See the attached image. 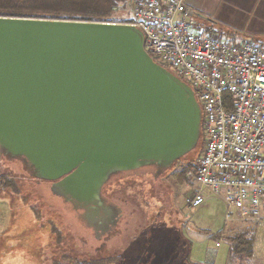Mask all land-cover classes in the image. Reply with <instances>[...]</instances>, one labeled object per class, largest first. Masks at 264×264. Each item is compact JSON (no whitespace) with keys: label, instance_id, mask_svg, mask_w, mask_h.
Returning <instances> with one entry per match:
<instances>
[{"label":"water","instance_id":"1","mask_svg":"<svg viewBox=\"0 0 264 264\" xmlns=\"http://www.w3.org/2000/svg\"><path fill=\"white\" fill-rule=\"evenodd\" d=\"M201 134L195 91L138 27L0 16V155L72 204H103L123 173L171 168Z\"/></svg>","mask_w":264,"mask_h":264},{"label":"rangeland","instance_id":"2","mask_svg":"<svg viewBox=\"0 0 264 264\" xmlns=\"http://www.w3.org/2000/svg\"><path fill=\"white\" fill-rule=\"evenodd\" d=\"M131 1L119 6L116 18L111 22L131 20ZM199 4L196 31L205 34L215 30L216 35L223 37L225 23L210 13L207 0H199ZM154 59L158 61L156 56ZM201 139L203 142V137ZM182 161L156 175L151 170L121 175L105 187L119 183L114 197H107L106 204L111 205L118 215L127 212L134 216L128 233L104 246V238L95 240L92 229L79 217L85 215L82 208H74L69 201L64 203L51 192L49 183L22 169L20 161L2 156L0 174L15 179L17 184L14 182L9 190L0 185V264H70L65 261L66 257H117L120 259L117 264H185L187 259L203 262L207 242L202 235L191 238L190 231L197 227L217 231L225 208L221 200L213 197L201 208L187 209L185 198L194 185L183 175L186 165ZM1 182L3 178L0 176ZM107 211L105 205L99 203L90 208L87 215H105ZM94 221L98 223L99 220L94 218ZM236 224H241V228L248 225ZM253 234L252 255L239 257L236 264H264L262 227L256 225ZM226 248L223 244L218 248L211 264L220 263Z\"/></svg>","mask_w":264,"mask_h":264},{"label":"built area","instance_id":"3","mask_svg":"<svg viewBox=\"0 0 264 264\" xmlns=\"http://www.w3.org/2000/svg\"><path fill=\"white\" fill-rule=\"evenodd\" d=\"M131 3L125 23L143 32L145 50L193 88L202 109L204 145L186 172L194 188L185 206L215 197L225 208L222 228L242 222L264 231V47L196 31L185 0ZM222 243L207 249L210 260Z\"/></svg>","mask_w":264,"mask_h":264},{"label":"trees","instance_id":"4","mask_svg":"<svg viewBox=\"0 0 264 264\" xmlns=\"http://www.w3.org/2000/svg\"><path fill=\"white\" fill-rule=\"evenodd\" d=\"M128 1L129 0H0V16L107 22L114 20L116 18V10L119 6L127 4ZM151 57L154 59L153 55H151ZM201 138L197 148L193 152L177 161L183 160L182 164L184 163L186 165L183 173L185 177L186 172L194 168L196 156L200 154L202 150L203 142ZM1 159L2 156L0 155V161ZM0 176L3 178V182L0 183L2 189L9 190V188L14 186L15 179H10L6 174H0ZM33 211L39 210L35 209ZM246 224H242L247 226L243 228L240 227L241 224H229V226H225L218 231L214 239L223 238L229 242L231 245L230 251L234 257H250L252 255L254 234L252 223ZM65 259V261H68L70 264H117L116 262L120 261L117 257H106L101 259L66 257ZM186 263L201 264L191 262L188 259ZM55 264L64 263L56 262Z\"/></svg>","mask_w":264,"mask_h":264},{"label":"crops","instance_id":"5","mask_svg":"<svg viewBox=\"0 0 264 264\" xmlns=\"http://www.w3.org/2000/svg\"><path fill=\"white\" fill-rule=\"evenodd\" d=\"M209 2V11L214 15L216 20L225 23L226 33H223V37L231 42L251 41L259 46H264V0H207ZM199 0H185V8L189 9L196 19L198 24L197 7H199ZM223 27V28H224ZM231 27V28H229ZM215 31V30H213ZM213 31L209 34H216ZM237 222L229 223L236 224ZM241 223V222H239ZM253 228L256 224L252 223ZM252 228V229H253ZM194 231H190L191 238L196 239L198 236H203L207 242V249L214 246V236L218 231L222 229V224L217 228V231L213 232L210 229L193 228ZM190 239V237H188ZM188 240V239H187ZM189 241V240H188ZM191 242V239L189 243ZM211 243V244H210ZM210 244V245H209ZM223 245H226V252L224 257L220 258V263L215 261V264H236L238 258L231 254V245L229 242L223 239ZM221 244V245H222ZM220 245V246H221ZM206 249V252H207ZM218 253V251H217ZM217 256V254H216ZM215 259V258H214ZM214 260H210L208 254L203 262H194L201 264H211ZM185 264H187L185 262Z\"/></svg>","mask_w":264,"mask_h":264},{"label":"flooded vegetation","instance_id":"6","mask_svg":"<svg viewBox=\"0 0 264 264\" xmlns=\"http://www.w3.org/2000/svg\"><path fill=\"white\" fill-rule=\"evenodd\" d=\"M161 169L162 168H160L158 166H150L149 167V171L151 170L153 175H156L157 173H159V170H161ZM135 172L136 171H130V172H126L123 174L128 175V174H132ZM113 176H116V175H113ZM46 182L49 183L48 185H49V188L51 190V185L53 182H49V181H46ZM155 182L156 181H154L153 183H155ZM119 185H120L119 183L118 184L115 183V184L111 185L110 187H107V188L104 187L102 190V195H100V198H101L100 202H102L105 205V207L108 209V211L105 215H87L88 207L82 208L85 215H79V217L82 220H84L85 222H87V225L92 229V231H93L92 236L95 240L99 241L102 238H104V240H102L105 244L104 246L112 244L114 241L122 238L126 233H128L129 223H132V217L134 216V215L127 214V212L121 213L120 215H118V213H116V211L114 212L112 210L111 205L106 204V200H108L109 197L110 198L114 197L115 190L117 188L116 186H119ZM151 189L149 192L152 191ZM51 192L54 193L52 190H51ZM104 193L106 194V196L104 195ZM54 194L57 197H59L61 200H63L64 203L65 202L68 203V200H66L65 198L57 195L56 193H54ZM69 202H71V201H69ZM73 206H74V208L81 210V205H78L77 203H75V205L73 204ZM89 208H91V207H89ZM94 218H97L99 220L98 223L97 222L95 223Z\"/></svg>","mask_w":264,"mask_h":264}]
</instances>
